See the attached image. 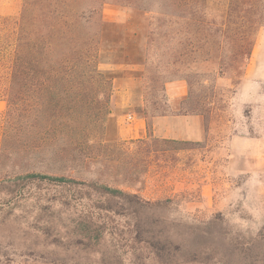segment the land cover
Listing matches in <instances>:
<instances>
[{"label": "trees", "instance_id": "1", "mask_svg": "<svg viewBox=\"0 0 264 264\" xmlns=\"http://www.w3.org/2000/svg\"><path fill=\"white\" fill-rule=\"evenodd\" d=\"M17 1L15 13L0 11V167H52L48 157L61 167L95 164L93 141L107 136L117 79L145 120L172 113L214 120L218 102L196 89L212 90L222 77L238 81L264 26V0ZM106 4L124 17L106 19ZM175 79L185 80L188 92L171 107L165 87ZM151 138L104 142L124 147L131 167L138 154L199 143ZM0 173V211L27 202L49 211L46 228L87 254L77 264L204 263L200 251L176 243L160 199L99 178Z\"/></svg>", "mask_w": 264, "mask_h": 264}, {"label": "rangeland", "instance_id": "2", "mask_svg": "<svg viewBox=\"0 0 264 264\" xmlns=\"http://www.w3.org/2000/svg\"><path fill=\"white\" fill-rule=\"evenodd\" d=\"M18 8L17 0H7L1 3L0 11L13 14ZM102 12L108 20L125 15L113 4H106ZM237 79L217 78L214 89H196L211 95L219 109L214 120L203 117L206 139L198 145L193 142L191 147L163 154H138L137 164L128 165L124 147L114 141L104 142L109 137L131 139V133L125 132L133 121L128 115H136L132 92L117 79L110 99L107 136L93 141L95 164L61 167L62 163L54 164L53 157H48L44 162L52 167L14 165L0 167V171L29 169L99 178L144 199H160V214L173 222L168 230L176 243L184 250L200 251L203 264H264V26L258 30L245 69ZM179 81L187 94L183 79L170 81L167 88ZM167 98L169 105L176 107L183 97L167 94ZM5 105L0 99V110ZM146 128L148 135L150 119ZM50 214L28 202L10 212L0 211V264H77L84 259V251L53 228H46Z\"/></svg>", "mask_w": 264, "mask_h": 264}, {"label": "crops", "instance_id": "3", "mask_svg": "<svg viewBox=\"0 0 264 264\" xmlns=\"http://www.w3.org/2000/svg\"><path fill=\"white\" fill-rule=\"evenodd\" d=\"M167 88L168 96L171 98L184 97L186 94L182 81ZM178 90H175L176 87ZM118 120V118H117ZM120 121V120H119ZM150 132L153 137L161 139L184 140L191 142H201L206 139L205 125L203 124V116L199 114H180L172 113L158 115L150 119ZM125 132H130L131 138H145L147 135L146 120L135 115L131 124H128ZM122 136L125 135L122 133Z\"/></svg>", "mask_w": 264, "mask_h": 264}, {"label": "built area", "instance_id": "4", "mask_svg": "<svg viewBox=\"0 0 264 264\" xmlns=\"http://www.w3.org/2000/svg\"><path fill=\"white\" fill-rule=\"evenodd\" d=\"M133 119V117L131 115H128V120Z\"/></svg>", "mask_w": 264, "mask_h": 264}]
</instances>
